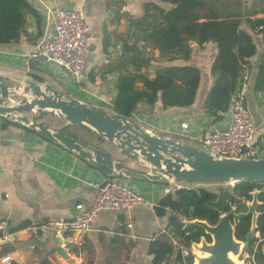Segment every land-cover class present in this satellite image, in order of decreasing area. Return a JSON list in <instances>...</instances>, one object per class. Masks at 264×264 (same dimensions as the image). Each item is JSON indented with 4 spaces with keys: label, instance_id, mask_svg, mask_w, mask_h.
I'll return each instance as SVG.
<instances>
[{
    "label": "crops",
    "instance_id": "1",
    "mask_svg": "<svg viewBox=\"0 0 264 264\" xmlns=\"http://www.w3.org/2000/svg\"><path fill=\"white\" fill-rule=\"evenodd\" d=\"M28 1L38 15L27 17L26 32L18 40L0 43V75L34 80L30 75L34 74L42 77L43 84H50L69 96L113 108L115 74H101L99 68L115 58L119 47H110L107 53L103 52V26L107 23L108 29H114L109 22L117 10L139 15L142 3L148 0ZM55 5L83 11L90 23L91 41L85 68L79 77L53 62L34 56L52 33L48 14ZM122 28L123 21L116 30ZM254 40L257 54L250 59L251 68L242 89L255 126L253 143L258 157H264V92L255 94L252 88L264 48L260 35H254ZM192 47L189 63L201 71L194 103L188 107L163 109L158 100L152 108L140 105L132 116L149 129L195 144L199 137L225 128L230 123L231 111L227 110L219 121H212L204 114L203 102L212 84L210 65L216 45L207 42L199 47L193 42ZM182 122L187 123L186 129L181 128ZM69 131L83 140L108 148L104 139L97 140L93 130L89 132L75 125ZM111 176L142 194L145 203L128 210L100 212L85 233L80 247L74 244L75 236L72 233L58 234L47 230V242L34 233V229L42 227L48 218L73 217L77 204L89 207L96 192L93 183ZM200 183L207 182L187 184L169 180L160 183L119 177L113 171L90 164L73 151L41 137L35 131L17 126L3 127L0 117V229L3 232L0 237V258L9 255V262L36 264L42 253L54 250L53 247L58 245L67 257H61L54 250L53 258L57 264H153L152 255L148 253L149 244L165 232L167 223V215H157L155 206L168 190L203 187L198 185ZM129 222L131 227L127 225Z\"/></svg>",
    "mask_w": 264,
    "mask_h": 264
},
{
    "label": "trees",
    "instance_id": "2",
    "mask_svg": "<svg viewBox=\"0 0 264 264\" xmlns=\"http://www.w3.org/2000/svg\"><path fill=\"white\" fill-rule=\"evenodd\" d=\"M225 1L148 0L142 3L137 16L117 10L109 22L114 29H108L107 23L103 26L102 49L107 53L110 47H119V51L113 60L99 68L101 74H115L113 109L121 115L132 116L140 105L152 108L158 100L163 109L192 105L201 79L200 69L189 63L192 43L202 47L213 42L216 53L210 65L212 84L205 96L203 111L212 121L221 120L246 81L250 59L257 54L254 35L261 36L264 48V0H237L231 5ZM29 15L38 14L28 0H0V43L16 41L25 34ZM121 21L123 28L117 31ZM30 75L35 81L43 82L42 77ZM252 88L255 94L264 92V50ZM1 120L3 127L28 129L7 118L1 117ZM254 191H258L260 202L256 208V230L263 233L264 183L238 181L225 191H209L204 187L168 190L155 206L157 215H167V223L165 232L149 244L153 264H194L191 244L202 237L211 241V237L200 226L186 223L199 219L214 225L233 205L237 211H247V202H251ZM250 225V217L240 218L235 225V238L244 241ZM251 246L252 241L247 248L249 253ZM53 251L42 253L36 264H57ZM255 257L258 264L264 263L261 245Z\"/></svg>",
    "mask_w": 264,
    "mask_h": 264
},
{
    "label": "water",
    "instance_id": "3",
    "mask_svg": "<svg viewBox=\"0 0 264 264\" xmlns=\"http://www.w3.org/2000/svg\"><path fill=\"white\" fill-rule=\"evenodd\" d=\"M0 117L17 122L41 137L73 151L90 164L113 171L119 177L167 183L210 182L234 180L264 183V157L233 158L213 155L177 136L149 129L133 116H124L113 108L81 101L64 92L30 79L0 75ZM86 125L108 144L105 149L90 144L67 130ZM219 188L218 191L230 190ZM258 191L245 212L231 208L221 214L216 224L195 219L188 225H198L211 236L212 242H202L208 257L198 264H236L229 256L236 255L241 244L246 248L256 228L260 204ZM251 215V227L242 242L234 235L241 217ZM45 230V231H44ZM40 226L34 233L47 242V230ZM45 237V238H44ZM203 238V237H202ZM54 250L63 258L64 250Z\"/></svg>",
    "mask_w": 264,
    "mask_h": 264
},
{
    "label": "built area",
    "instance_id": "4",
    "mask_svg": "<svg viewBox=\"0 0 264 264\" xmlns=\"http://www.w3.org/2000/svg\"><path fill=\"white\" fill-rule=\"evenodd\" d=\"M48 18L52 26V33L41 44L34 56L55 63L75 77L81 76L91 41V27L88 18L81 10L69 9L59 5H55L49 10ZM230 111L231 120L225 128L199 137L195 145L213 155L258 158L257 148L253 143L256 132L255 126L246 104L243 89L233 97ZM181 128L186 129L187 123L182 122ZM223 182L226 185H231L236 181ZM93 186L96 192L89 207L77 204L76 214L73 217L66 219L51 217L42 224V227L58 234L72 233L75 236L74 244L80 247L83 244L85 233L90 229L92 222L100 212L104 210H128L135 205L145 203L142 194L131 190L115 177L95 182ZM232 208L235 209V206L233 205ZM127 225L132 226L131 222ZM254 234L256 244L264 240V232L260 233L256 230ZM242 252L245 253L244 258L248 264H258L256 257L247 252L241 244L238 253L241 254ZM183 253L187 254V251L183 250ZM9 261V255L0 258V264Z\"/></svg>",
    "mask_w": 264,
    "mask_h": 264
},
{
    "label": "rangeland",
    "instance_id": "5",
    "mask_svg": "<svg viewBox=\"0 0 264 264\" xmlns=\"http://www.w3.org/2000/svg\"><path fill=\"white\" fill-rule=\"evenodd\" d=\"M237 0H226L225 2H227L228 4H233L234 2H236ZM217 5H220V2L217 3ZM183 183H187V184H191V183H196L195 182H183ZM236 182H233L231 185H226V183H224L223 181H212V182H207V183H200L198 184L199 186H203L206 188L211 189L212 191H218L219 188H227V186L232 187ZM248 204H250V201L247 202V206ZM211 237V236H210ZM206 242V243H210L211 241H208L205 237L201 238L199 242L197 243H193L191 244L190 250L191 253L194 256V264H198L199 263V258H204V257H208L210 255V253L208 252V250L206 248H204V246L202 245V242ZM244 252H242L241 254L237 253L236 255H233L230 252V257L234 260V262L236 264H248L246 262V258H244ZM206 264V263H204Z\"/></svg>",
    "mask_w": 264,
    "mask_h": 264
},
{
    "label": "flooded vegetation",
    "instance_id": "6",
    "mask_svg": "<svg viewBox=\"0 0 264 264\" xmlns=\"http://www.w3.org/2000/svg\"><path fill=\"white\" fill-rule=\"evenodd\" d=\"M235 209H236V207H235ZM257 211V210H256ZM236 212H241V211H237L236 210ZM245 212V211H244ZM258 213V212H257ZM258 216V215H257ZM248 217H250V220H251V215L250 216H248ZM242 218V217H241ZM257 219V218H256ZM240 220V219H239ZM250 227H251V225H250ZM250 229V228H249ZM249 231V230H248ZM255 231H256V228H255ZM255 231H253V233H255ZM260 232V231H259ZM260 233H262V232H260ZM240 241H242V240H240ZM252 252L250 253V254H253L254 256H255V252H256V250H257V247L259 246V245H261L262 246V252L264 251V240H262L261 242H259L258 244H256L255 242H256V236H255V234H253V238H252ZM250 241V242H251ZM243 242V241H242ZM249 242V243H250ZM249 245V244H248ZM243 246V245H242ZM244 248V247H243ZM247 248H248V246L246 247V248H244L246 251H247ZM248 252V251H247ZM264 253V252H263ZM263 257H264V254H263ZM256 261H257V259H256ZM264 264V263H263Z\"/></svg>",
    "mask_w": 264,
    "mask_h": 264
},
{
    "label": "bare ground",
    "instance_id": "7",
    "mask_svg": "<svg viewBox=\"0 0 264 264\" xmlns=\"http://www.w3.org/2000/svg\"><path fill=\"white\" fill-rule=\"evenodd\" d=\"M229 256H231L230 253H229Z\"/></svg>",
    "mask_w": 264,
    "mask_h": 264
}]
</instances>
